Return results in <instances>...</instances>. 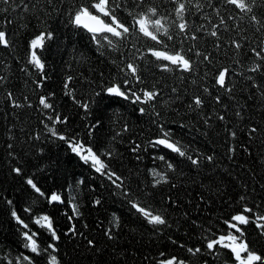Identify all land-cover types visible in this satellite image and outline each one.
Masks as SVG:
<instances>
[{
	"label": "trees",
	"instance_id": "1",
	"mask_svg": "<svg viewBox=\"0 0 264 264\" xmlns=\"http://www.w3.org/2000/svg\"><path fill=\"white\" fill-rule=\"evenodd\" d=\"M257 2L262 6L254 8V13L264 23V0ZM83 3L84 0L0 2V30L8 34L10 43L8 48L0 46V75L7 77L0 84V264H7V260L15 264L22 252L32 255L22 247L21 228L11 216L13 209L33 231H39L41 247L52 242L50 235L35 226L31 218L42 214L52 218L60 237L56 242L58 252L54 253L59 264H158L172 256L185 259L187 264H234L228 250L220 249L219 255L208 251L204 237L226 234L228 229L223 221L240 212L244 205L264 213V87L257 90L252 87L253 81L246 79L252 76L255 83L264 86V62L260 72L247 71L255 59L249 48L264 41V29L256 32L250 24L251 14L240 20L242 13L232 12L230 6L225 8L222 0H213L225 18L237 17L228 20L229 31L221 30V49L215 48L217 41L206 33H198V42L184 43L185 49L198 43L200 51L212 54L213 63L201 64L193 76L176 70L161 73L157 68L161 62L147 56L151 41L130 36L114 50L106 41L99 46L91 34L76 27L72 17ZM24 4L28 5L27 10ZM151 7H156L159 15L167 16L173 5L168 0H145L137 7L135 0H123V9L117 15L121 22L130 23L128 12L138 14ZM203 12L210 21L218 22L213 8L205 7ZM202 15L186 16V20L207 28L208 21ZM41 32L52 33V38L46 35L43 48L37 49L47 77L43 87L38 88L41 74L27 61L29 42ZM230 39L244 44L239 55L231 48ZM166 43L167 50L175 51L172 41ZM188 55L196 59L192 53ZM141 56L145 58L139 59ZM128 62L139 65L143 81H133L132 90L138 94L141 89L159 90L162 94L155 101L133 103L131 98L107 93L106 89L113 84H123L120 68ZM223 67L232 73L227 85L233 88L231 94L214 85V75ZM25 68L28 70L22 71ZM69 77L66 90L64 84ZM173 87L177 92L171 91ZM205 87L208 92L203 91ZM9 91L23 107L11 106L6 98ZM41 95L50 96L49 102L56 112L67 118L66 123L54 125L57 133L92 147L108 164V170L122 177L121 188L96 173L90 163L85 164L66 141L48 132L45 124L52 125L47 117L54 113L39 105ZM194 95L203 97L202 109L188 107ZM217 95L221 97L220 104L215 102ZM83 103L89 105L87 110L81 107ZM140 108L145 109L143 114ZM237 111L241 113L239 117L235 115ZM218 114L225 115V121L218 120ZM206 116L211 117L208 124L204 123ZM161 126L172 131V139L187 154L200 158L199 166L152 146L150 141L160 137ZM251 127L259 131L250 137ZM228 129L237 132L234 139L228 135ZM229 147L236 149L231 158ZM160 155L173 163L175 170L156 158ZM208 156L213 157L211 162ZM16 167L22 169L21 174L12 171ZM152 169L167 173L168 183L153 187ZM29 177L46 195L53 191L62 194L65 203L49 205L26 184ZM124 191H129L131 199L146 211L163 215L166 224H148L131 209ZM70 196L75 197L80 212L71 221ZM241 196L246 199L241 201ZM97 199L99 205L95 204ZM8 200L13 203L9 205ZM28 207L32 209L30 214L24 211ZM114 216L119 219L118 227L113 226ZM72 225L76 234L66 235ZM108 229H112L114 239L105 235ZM245 233L250 247L264 255V236L251 223ZM89 239L95 247L88 246ZM188 247H200L202 252L192 256L186 250ZM37 264H46V257L37 258Z\"/></svg>",
	"mask_w": 264,
	"mask_h": 264
},
{
	"label": "snow or ice",
	"instance_id": "2",
	"mask_svg": "<svg viewBox=\"0 0 264 264\" xmlns=\"http://www.w3.org/2000/svg\"><path fill=\"white\" fill-rule=\"evenodd\" d=\"M4 4H8L9 0H0ZM24 0H21L23 3ZM145 0H135V6L140 7L143 5ZM169 3L173 5L170 13L167 16H161L157 12L156 7L148 8L146 12H140L138 14H133L128 12V16L131 17L130 23L121 22L118 18L117 13L123 9V0H84V3L75 11L74 16L72 17V23L78 27L85 29L89 34H91V39L96 42L99 46H103L102 41H106L107 45L116 49L117 44L128 40V38L136 37L137 39L142 38L145 41H151L152 44L147 48V56L154 58V60L161 62L157 65L158 70L161 73L172 72L173 70L179 71L180 73H187L190 76H193L201 64H212L213 56L207 51H200L198 48V43H193L185 49L184 43L187 40L193 42H198L200 36L198 33H206V35L215 38L217 43H215L216 49H221L222 44L220 43L221 30L224 32L229 31L228 20L237 19L236 16H229L225 18L219 8H216L213 4V0H206V3H202L201 0H168ZM222 5L225 8L230 6L232 12L242 13L239 17L240 20H243L245 16L249 14V20L252 27L255 28L256 32H260L264 29V23L261 22V19L254 13V8L261 7L262 5L258 4L257 0H222ZM205 7L213 8L215 15L219 18L217 23H213L209 20L208 14L204 13L203 10ZM25 10H27L28 5L24 4ZM94 10L96 14H94ZM196 13H202V19L208 21V27L204 24H190L186 20V16L195 15ZM107 18V22L104 18ZM169 20L171 21L169 23ZM170 29H175V31H170ZM191 31V35L188 33ZM51 39L52 33H43L36 35L29 42V59L27 64L32 66L38 73L41 74L40 81L37 82V87H43V82L46 81L47 77L44 75L45 64L41 61L40 57L37 54V49H42L45 43V38ZM8 34L0 30V46L8 48L10 46L9 39L7 38ZM166 38V39H165ZM243 39H247L244 37ZM167 41L173 42V47L175 51H169ZM179 42L178 45L176 42ZM160 47L157 48L156 46ZM230 46L235 50L237 55L240 54L241 49L244 47V44L241 43L239 39H230ZM133 47H136L134 44ZM137 51L139 49L137 48ZM249 52L255 58L252 64L247 69L248 72L258 73L262 70V63L264 62V41H261V44L256 47L249 48ZM188 53H192L195 56L193 60ZM145 57L141 56L139 59L143 60ZM239 63V61H236ZM139 65L128 62L125 67L120 68V71L124 74L123 84H113L112 86L106 89L108 94L116 95L123 97L125 99H132L133 103L145 104L148 102L155 101L162 93L159 90H149L141 89L138 94L136 91H133L131 84L133 81L136 84L142 83V77L138 73ZM28 69H22V71H27ZM232 73L229 68L223 67L220 68L217 73L214 75V85L218 86L220 89H223L228 94L233 92V88L228 87V79ZM7 79L6 76L0 75V84H2ZM247 80L253 81L252 87L257 90H261L262 87L255 83L252 76H247ZM71 77L68 78V81L65 82L64 88L69 89V82ZM192 83L195 84L196 80L193 79ZM122 88L124 90H122ZM173 93L177 92V89L173 87L171 89ZM204 92H208V88L203 89ZM67 95H70V92H66ZM54 95V94H51ZM6 98L10 102L11 106L14 108H20L24 105H21L16 102L14 93L11 91L6 93ZM27 100V97H25ZM75 101V97H73ZM50 96H39L38 102L43 110H51L54 115H49L47 119L51 121V125L45 124V128L53 136L59 140H64L68 143L71 151L75 153L80 159L85 163L89 164L94 171L102 176H105L116 188H121L123 186V179L117 173L108 170V164L101 159V155L93 151V148L90 146H85L82 141L69 140L64 135H60L55 130L54 125L62 124L67 122V118H62L61 115L56 112L54 105L49 102ZM215 102L217 104L222 103L221 97L217 95L215 97ZM204 105V99L201 95H194L191 98V102L188 107L192 110L202 109ZM31 107V105H28ZM81 107L85 110L88 109L89 105L87 103L81 104ZM139 111L143 114L145 109L140 108ZM158 115V114H157ZM237 117L241 115L239 111L235 113ZM211 117H205L204 123L208 124ZM217 119L220 121H225L226 117L223 114H218ZM43 123V121H42ZM183 127V126H181ZM228 135L231 138L237 136V132L231 129H228ZM257 127H251L249 129V136H254L258 132ZM91 135V129L89 131ZM172 131L164 129L161 126V135L153 141H150L154 148H163L169 150L171 153L177 154L179 157L186 158L191 162L193 166H199L200 158L193 157L186 153L183 150L182 146L178 141L172 139ZM39 138V137H37ZM9 148L12 145L8 146ZM137 148L139 145L136 146ZM236 149L234 147H229V158L235 153ZM247 151V149H245ZM86 153V154H85ZM111 155V153H107ZM160 161H163L167 168L170 170H175L173 163L169 162L164 155L158 157ZM208 161H212L213 157L208 156ZM12 171L17 175L21 174L22 169L19 167L13 168ZM151 175L153 177V187H156L162 183H168L167 173H162L157 169L151 170ZM119 181V183H118ZM26 184L39 196L46 199V202L49 205L59 203L63 204L65 201L62 199V194H59L55 191L51 192L50 195H46L41 188L34 182V180L29 177L26 179ZM83 183V181H80ZM175 187V185H173ZM131 193L129 191H124L123 196L128 198V203L131 209L135 210L137 213L141 214L146 222L153 226L165 225L166 219L161 214H154L151 211H146L138 202L131 199ZM246 197L241 196L240 200L244 201ZM75 197L69 199V204L72 210V216H69L68 219L71 221L74 217L80 215L79 206L75 202ZM7 203L11 205L13 202L8 200ZM101 202L99 199L95 201L96 205H99ZM26 213H31V207L25 208ZM12 218L21 228V238L24 241L22 244L23 249L27 250L32 255H25L23 252L16 257L15 264H37V258H45L46 264H59L58 257L54 253L58 252L56 247V242L59 241L60 237L57 235V231L53 226V220L47 214H42L39 216L32 217V223L35 226H38L39 229L46 230V233L50 235L52 242L48 243L45 247H41L39 240V231H33L30 228L29 223L25 222L17 213L15 209L11 211ZM223 223L226 225L228 231L227 233H221L215 235L214 238H208L205 236L206 240V249L210 252L219 255L220 249L228 250L231 253L232 260L234 264H264V255H261L254 251L249 242L245 239L246 233L245 228L251 223L255 226L261 236H264V213H259L254 210L253 207L244 205L242 210L236 214L230 216L229 219L224 220ZM113 226H119V219L113 217ZM210 231V230H209ZM76 234L75 225L68 230L66 235ZM105 235L108 239H114L112 235V229L105 231ZM89 247H95V242L91 239L87 240ZM180 247H184L183 244ZM187 252L192 256H196L202 252L200 247H188ZM164 254L161 253V256ZM7 259V258H5ZM7 264H13L12 260H7ZM158 264H187L185 259H181L177 256H172L170 258L161 259L158 261Z\"/></svg>",
	"mask_w": 264,
	"mask_h": 264
},
{
	"label": "water",
	"instance_id": "3",
	"mask_svg": "<svg viewBox=\"0 0 264 264\" xmlns=\"http://www.w3.org/2000/svg\"><path fill=\"white\" fill-rule=\"evenodd\" d=\"M83 29V28H82ZM85 30V29H84ZM86 31V30H85ZM87 32V31H86Z\"/></svg>",
	"mask_w": 264,
	"mask_h": 264
}]
</instances>
